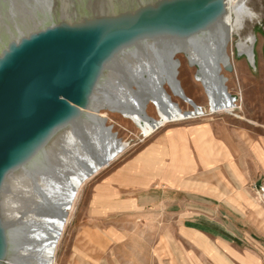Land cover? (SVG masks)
I'll list each match as a JSON object with an SVG mask.
<instances>
[{
	"label": "rangeland",
	"instance_id": "374dc122",
	"mask_svg": "<svg viewBox=\"0 0 264 264\" xmlns=\"http://www.w3.org/2000/svg\"><path fill=\"white\" fill-rule=\"evenodd\" d=\"M248 5L257 18L230 34L222 70L237 103L230 112L211 110L183 52L174 58L184 95L166 77L162 87L187 117L144 134L101 108L129 146L82 188L55 264H264V0ZM250 35L255 64L237 46Z\"/></svg>",
	"mask_w": 264,
	"mask_h": 264
},
{
	"label": "water",
	"instance_id": "95a60500",
	"mask_svg": "<svg viewBox=\"0 0 264 264\" xmlns=\"http://www.w3.org/2000/svg\"><path fill=\"white\" fill-rule=\"evenodd\" d=\"M24 1L0 0V18L16 21L0 44V264L19 263L16 186L71 131L107 124L101 94L125 63L155 46L200 45L227 31L229 15L228 0H115L65 12Z\"/></svg>",
	"mask_w": 264,
	"mask_h": 264
},
{
	"label": "bare ground",
	"instance_id": "6f19581e",
	"mask_svg": "<svg viewBox=\"0 0 264 264\" xmlns=\"http://www.w3.org/2000/svg\"><path fill=\"white\" fill-rule=\"evenodd\" d=\"M40 1L25 0L23 6L38 12ZM113 1L115 0L42 2L47 3L48 7L65 12L70 9L85 11L99 7L101 2ZM228 7L225 33L207 38L200 45L195 44L186 51H179L186 54L191 65L198 67L196 78L207 93L212 111H230L237 106L235 98L226 87L227 77L222 74L223 68H231L227 51L230 34L240 33L258 15L249 7L248 0H228ZM15 23L12 14H5L4 18H0V44L6 37L13 35ZM255 40L254 35H250L237 43L240 52L246 53L252 64H255ZM176 52L178 51L173 47L155 46L145 55L134 56L122 67L119 78L111 81L114 88L102 92L101 107L119 111L134 121L144 134L156 129L164 121L187 117L171 102L162 87L166 77L173 92L184 95L177 80L179 62L174 58ZM132 84L139 90L134 91ZM147 103L154 104L159 119L147 114ZM128 146L127 142L104 125H89L66 135L58 144V150L50 162L19 182L14 193L15 207L11 209L19 225L21 252L18 264H55L57 250L67 225L72 221L82 188ZM60 160L62 166L57 164Z\"/></svg>",
	"mask_w": 264,
	"mask_h": 264
},
{
	"label": "crops",
	"instance_id": "0c3cea01",
	"mask_svg": "<svg viewBox=\"0 0 264 264\" xmlns=\"http://www.w3.org/2000/svg\"><path fill=\"white\" fill-rule=\"evenodd\" d=\"M226 112H230V111H226Z\"/></svg>",
	"mask_w": 264,
	"mask_h": 264
}]
</instances>
